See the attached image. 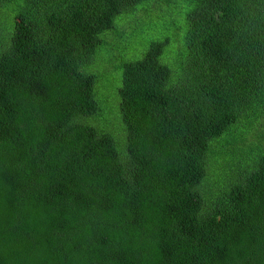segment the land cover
<instances>
[{"label": "trees", "instance_id": "16d2710c", "mask_svg": "<svg viewBox=\"0 0 264 264\" xmlns=\"http://www.w3.org/2000/svg\"><path fill=\"white\" fill-rule=\"evenodd\" d=\"M0 264H264V0H0Z\"/></svg>", "mask_w": 264, "mask_h": 264}, {"label": "rangeland", "instance_id": "374dc122", "mask_svg": "<svg viewBox=\"0 0 264 264\" xmlns=\"http://www.w3.org/2000/svg\"><path fill=\"white\" fill-rule=\"evenodd\" d=\"M148 31H150L149 28L146 30L145 36H151V35H152V33H151L152 31H150V33H147ZM138 32H139V31H136V35L134 36V37H136V38H135V40L132 42V46H133V47H137V46L140 45V39L142 40L143 43H146V42L144 41L145 38H143V34L141 33L140 38H139ZM142 48H143V46H139V47H137V50H139V49L141 50ZM117 53H118L117 50H115V51H114V55H116ZM111 56H112V55H111Z\"/></svg>", "mask_w": 264, "mask_h": 264}]
</instances>
